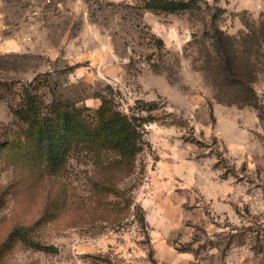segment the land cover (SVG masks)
<instances>
[{
    "label": "rangeland",
    "instance_id": "rangeland-1",
    "mask_svg": "<svg viewBox=\"0 0 264 264\" xmlns=\"http://www.w3.org/2000/svg\"><path fill=\"white\" fill-rule=\"evenodd\" d=\"M185 1L0 0V264H264V49L245 104L217 80L212 38L259 32L264 0ZM109 86L126 113L160 104L134 172L84 150L51 169L14 108L38 93L97 109Z\"/></svg>",
    "mask_w": 264,
    "mask_h": 264
},
{
    "label": "trees",
    "instance_id": "trees-1",
    "mask_svg": "<svg viewBox=\"0 0 264 264\" xmlns=\"http://www.w3.org/2000/svg\"><path fill=\"white\" fill-rule=\"evenodd\" d=\"M139 3L142 9L154 13H173L192 7L185 0H139ZM212 38L217 54L214 70L226 94L233 101L256 104L253 87L257 79L256 60L253 56L255 51L260 53L264 49V25L259 32L248 27V31L240 35L215 30ZM158 42L162 43V40ZM98 97L101 100L99 107L91 109L65 102L45 106L38 93H28L14 108L15 115L29 126V141L51 169H59L70 154L84 150L94 157L99 168L114 170L123 178L134 172L138 157L146 147V125L157 119L153 111L159 109L160 104L147 101L126 113L119 108L112 87ZM125 203L130 206V199ZM136 216L145 221L141 207ZM13 236L34 248L49 250L30 241L23 227L16 228Z\"/></svg>",
    "mask_w": 264,
    "mask_h": 264
}]
</instances>
